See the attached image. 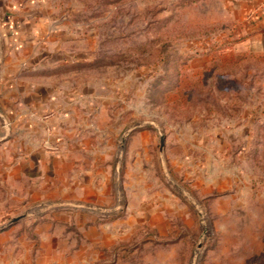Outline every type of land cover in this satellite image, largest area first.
<instances>
[{
	"label": "rangeland",
	"instance_id": "374dc122",
	"mask_svg": "<svg viewBox=\"0 0 264 264\" xmlns=\"http://www.w3.org/2000/svg\"><path fill=\"white\" fill-rule=\"evenodd\" d=\"M46 1L71 28L67 48L83 53L48 77L74 81L80 101L42 114L46 166L16 176L15 192L0 185V264H264L259 10L240 18L243 0ZM72 109L78 139L58 167L62 139L50 126ZM94 145L107 154L98 163ZM102 172L107 202L71 184Z\"/></svg>",
	"mask_w": 264,
	"mask_h": 264
},
{
	"label": "crops",
	"instance_id": "0c3cea01",
	"mask_svg": "<svg viewBox=\"0 0 264 264\" xmlns=\"http://www.w3.org/2000/svg\"><path fill=\"white\" fill-rule=\"evenodd\" d=\"M253 7L259 11L252 24L264 33V0H243L239 17ZM58 8V4L46 0H0V185L10 192H15L16 176L46 166L49 155L40 144L48 139V131L42 114L80 101L74 81L65 83L48 77L51 71H62L68 57L83 54L67 48L71 28L65 26L67 22L59 16ZM205 56L198 59L206 61ZM75 118L77 113L72 109L70 113H60L55 117L56 126H50L56 128L58 138L54 141L62 139L61 155L52 157V163L58 167H63L70 158L69 152L74 149L71 143L78 139ZM66 133L72 136L71 140ZM98 149L94 145L87 150L88 154H94L95 163L107 155L102 156ZM97 176H101L103 183L108 182L102 172L81 181L74 179L71 184L77 190L82 183L93 186L92 200L107 202L110 196L102 194V188L96 186Z\"/></svg>",
	"mask_w": 264,
	"mask_h": 264
},
{
	"label": "water",
	"instance_id": "95a60500",
	"mask_svg": "<svg viewBox=\"0 0 264 264\" xmlns=\"http://www.w3.org/2000/svg\"><path fill=\"white\" fill-rule=\"evenodd\" d=\"M17 219H19V217L12 218V219L10 220V222H13V221H15V220H17Z\"/></svg>",
	"mask_w": 264,
	"mask_h": 264
}]
</instances>
